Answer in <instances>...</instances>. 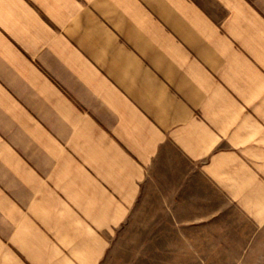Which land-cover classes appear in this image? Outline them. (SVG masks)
Instances as JSON below:
<instances>
[{
	"label": "crops",
	"instance_id": "crops-1",
	"mask_svg": "<svg viewBox=\"0 0 264 264\" xmlns=\"http://www.w3.org/2000/svg\"><path fill=\"white\" fill-rule=\"evenodd\" d=\"M228 247L264 248V0H0V264Z\"/></svg>",
	"mask_w": 264,
	"mask_h": 264
},
{
	"label": "rangeland",
	"instance_id": "rangeland-1",
	"mask_svg": "<svg viewBox=\"0 0 264 264\" xmlns=\"http://www.w3.org/2000/svg\"><path fill=\"white\" fill-rule=\"evenodd\" d=\"M230 251L229 255H220L217 257L218 260L215 262H204L202 264H264V248H258L262 251V254H250L248 252L254 251L251 247H228L226 248ZM244 252L241 255H234L235 251ZM232 259H238L242 261H233ZM229 260V261H228Z\"/></svg>",
	"mask_w": 264,
	"mask_h": 264
}]
</instances>
